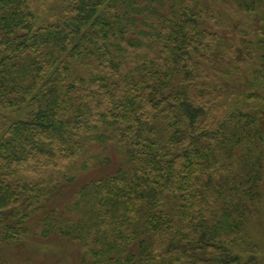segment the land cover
I'll return each mask as SVG.
<instances>
[{
    "label": "trees",
    "instance_id": "1",
    "mask_svg": "<svg viewBox=\"0 0 264 264\" xmlns=\"http://www.w3.org/2000/svg\"><path fill=\"white\" fill-rule=\"evenodd\" d=\"M60 1L43 21L0 0V113H23L0 132L1 253L55 237L73 264H258L235 252L264 208V0H209L239 13L227 35L201 27L207 0ZM246 59L250 87L224 93ZM96 167L114 170L69 192Z\"/></svg>",
    "mask_w": 264,
    "mask_h": 264
},
{
    "label": "rangeland",
    "instance_id": "2",
    "mask_svg": "<svg viewBox=\"0 0 264 264\" xmlns=\"http://www.w3.org/2000/svg\"><path fill=\"white\" fill-rule=\"evenodd\" d=\"M32 3L34 11L38 13V16L43 21H52L56 19L57 16L61 14V9L63 3L60 0H29ZM206 5L210 8V10L203 16L201 20V27L208 29L210 31H219L222 32L224 35H227L231 29L226 27L227 24L231 23L228 21V17H232L235 19L240 18L239 13L236 9L231 6L230 4H225L222 1L212 4L209 0L206 1ZM255 18H263L264 19V12L259 17ZM253 21V20H252ZM258 27V28H257ZM257 29L260 30L261 34L257 35L256 38L259 37V41H264V23L262 25L257 24ZM261 28V29H260ZM259 49L264 50V45H259ZM144 53L141 50H135L130 59V66L132 67L136 62L142 61L143 57L142 54ZM264 54V53H263ZM245 60V58H244ZM260 67L264 69V60L260 58ZM254 66V65H253ZM253 66H251L248 59L242 65L240 64L239 70L235 72L230 79L232 81L223 82L225 89L223 90L224 93H227L229 88L233 87H243L248 89L250 87V83L248 82L251 79V74L254 71ZM259 67V68H260ZM214 80V78H212ZM216 85V83H215ZM23 117V113H13V112H6L0 113V132H4L7 126L12 123L14 120ZM111 148V147H110ZM88 153L87 157H90L92 154ZM78 167L80 163L78 162ZM111 168V167H109ZM115 169V167L113 166ZM99 169L96 167L95 169H91L87 172H82L83 174L80 175L79 179L72 184L69 188V192L73 193L79 189L83 184L99 178L103 175L109 174L110 171L114 169ZM23 175L28 176L29 178L37 177L38 174L34 173L32 169H23ZM34 221H31V226H34ZM34 235V234H33ZM53 241L47 240V242H51L44 245H35L34 246L28 245L23 246V248H14L10 250L4 249V252L1 253L0 248V256L7 254H14V255H21L23 253H31L34 255L33 261L35 264L38 263H51L53 261H57L60 259H64L68 264L76 263L78 260V249H75L69 246L66 243H61L60 240L53 237ZM31 246V247H29ZM238 249L242 250L241 253L238 250L235 254H239L243 258V263L248 261L250 258L257 259L258 264H264V208L261 211L259 217H257L249 226L248 230L246 231L245 235L242 236V240L237 245ZM74 258H73V256ZM71 255V256H70ZM22 256V255H21ZM65 263V262H64ZM66 263V264H67Z\"/></svg>",
    "mask_w": 264,
    "mask_h": 264
}]
</instances>
